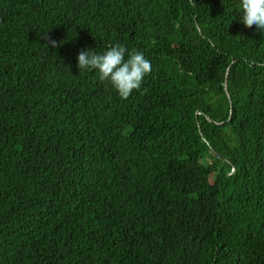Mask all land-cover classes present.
I'll return each mask as SVG.
<instances>
[{
  "label": "trees",
  "instance_id": "1",
  "mask_svg": "<svg viewBox=\"0 0 264 264\" xmlns=\"http://www.w3.org/2000/svg\"><path fill=\"white\" fill-rule=\"evenodd\" d=\"M240 2L0 0V264H264V31ZM115 43L152 64L128 99L78 67Z\"/></svg>",
  "mask_w": 264,
  "mask_h": 264
},
{
  "label": "clouds",
  "instance_id": "2",
  "mask_svg": "<svg viewBox=\"0 0 264 264\" xmlns=\"http://www.w3.org/2000/svg\"><path fill=\"white\" fill-rule=\"evenodd\" d=\"M195 6V0H190ZM240 20L248 28L257 26L264 31V0H241ZM53 46L55 41H51ZM80 71H96L99 82L110 86L121 99L140 91L146 76L152 74V64L143 51L129 50L121 43L110 44L102 53L93 49L81 50L78 55Z\"/></svg>",
  "mask_w": 264,
  "mask_h": 264
}]
</instances>
